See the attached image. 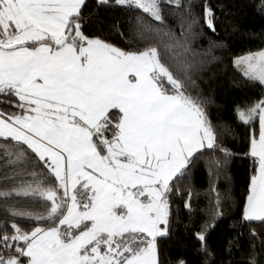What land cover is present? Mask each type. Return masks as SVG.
<instances>
[{"label":"snow or ice","instance_id":"1","mask_svg":"<svg viewBox=\"0 0 264 264\" xmlns=\"http://www.w3.org/2000/svg\"><path fill=\"white\" fill-rule=\"evenodd\" d=\"M217 11L0 0V264H264V48L232 53ZM221 66L238 95L214 119Z\"/></svg>","mask_w":264,"mask_h":264},{"label":"trees","instance_id":"2","mask_svg":"<svg viewBox=\"0 0 264 264\" xmlns=\"http://www.w3.org/2000/svg\"><path fill=\"white\" fill-rule=\"evenodd\" d=\"M213 2L216 3L217 0H213ZM223 2L228 4L232 15L225 17L217 11V15L220 17L218 31L220 36L227 40L231 52L239 55L247 51H257L260 48H264V13H260L257 9L251 6L254 0H223ZM88 3L89 6L94 9L95 0H88ZM101 14H104V10H101ZM108 15L112 14L108 13ZM234 25H238L236 30H233ZM113 42H117V38L114 37ZM206 43V41H199L194 47L199 50L200 46L206 45ZM119 46L123 45L120 44ZM234 74H238V70L231 66L227 69H223V66H221V71L218 77L211 82V88L209 89L207 84L202 85L206 92L214 95L215 104L211 105L209 108L214 119L217 116L227 117L231 101L238 95L237 91L231 86L230 77ZM243 136L244 129L238 128L235 137V147L233 148L235 152H240ZM249 164L250 161L241 158L239 155L232 161L231 176L233 188L236 192H240L245 186V181L249 175ZM197 175L199 176V170ZM223 227L224 225H221V229ZM221 229H218L217 232L213 234V240L211 242L218 244L215 237L220 234ZM258 242L259 241H257V243ZM248 244L249 241L247 239V233L245 232L241 250L246 249ZM173 251H175V249H173ZM189 257L193 259V264H196L194 253L191 250H189ZM239 258L240 251H237L234 256L231 257V259ZM225 264H227V260L225 261Z\"/></svg>","mask_w":264,"mask_h":264}]
</instances>
